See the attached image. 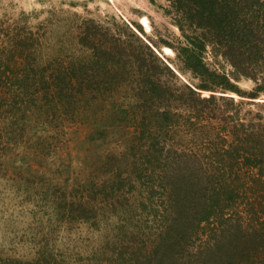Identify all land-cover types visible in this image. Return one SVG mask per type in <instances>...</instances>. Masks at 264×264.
I'll return each mask as SVG.
<instances>
[{
    "label": "trees",
    "instance_id": "trees-1",
    "mask_svg": "<svg viewBox=\"0 0 264 264\" xmlns=\"http://www.w3.org/2000/svg\"><path fill=\"white\" fill-rule=\"evenodd\" d=\"M166 11L197 83L176 85L172 66L149 44L92 19L81 20L77 34L87 57L42 62L43 34L0 18V174L13 146L42 154L56 137L52 124L84 118L86 157L105 178L88 173L72 189L47 184L63 218L96 224L100 209L148 202L162 230L124 264H180L174 234L204 226L207 239L200 255L190 252L191 264H264V114L244 108L264 93V0H171ZM207 52L222 56L230 73L212 67ZM240 77L254 86L240 88ZM215 250L220 257L209 256Z\"/></svg>",
    "mask_w": 264,
    "mask_h": 264
},
{
    "label": "rangeland",
    "instance_id": "rangeland-1",
    "mask_svg": "<svg viewBox=\"0 0 264 264\" xmlns=\"http://www.w3.org/2000/svg\"><path fill=\"white\" fill-rule=\"evenodd\" d=\"M170 8L171 0H0V18L24 23L43 34L42 62L67 54L87 57L89 50L77 42V34L81 20L92 19L112 32L149 44L172 66L176 85L197 83L199 78L185 67L177 50L184 37L172 14L166 11ZM206 57L212 67L230 73L232 67L222 56L214 57L207 52ZM235 82L242 89L254 86L250 78L240 77ZM125 91L127 86L123 85L117 93L118 101L125 99ZM230 94L238 101L235 93ZM263 100L264 93H261L252 103H245L244 108L264 114ZM83 120L68 119L62 124H52L56 137L45 144L42 154L29 150L27 153L20 144L6 155L7 170L0 174V264L8 261L12 264H36V261L39 264H117L119 260L124 264L136 254H143L152 233L161 228L157 219L160 212L148 202L142 208L136 201L124 207L117 204L107 210L100 209L96 224L68 220L61 211L57 213L47 184L72 189L88 173L99 181L105 178L102 171L97 175L93 169L99 161L93 162L91 155L86 157L89 143L85 135L90 128ZM60 128L63 134L58 136L56 131ZM60 202L56 199L55 205ZM252 223L258 225L256 221ZM207 227L199 234L196 228L192 233L174 234L172 252L176 256L178 252L182 254L180 264H191L190 252L200 255L203 240L209 233ZM161 251L164 246L155 253V260L160 258Z\"/></svg>",
    "mask_w": 264,
    "mask_h": 264
}]
</instances>
